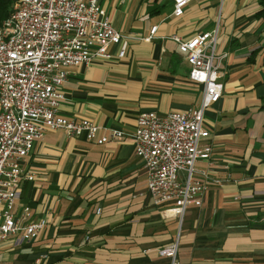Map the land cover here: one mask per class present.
I'll return each instance as SVG.
<instances>
[{"label":"crops","instance_id":"0c3cea01","mask_svg":"<svg viewBox=\"0 0 264 264\" xmlns=\"http://www.w3.org/2000/svg\"><path fill=\"white\" fill-rule=\"evenodd\" d=\"M112 24L128 37L125 58L97 57L71 67L59 112L88 118L125 139L98 144L84 135L46 130L22 163L17 215L24 224L46 218L32 243L22 232L0 243V264H171L161 249L180 235L179 264H264V19L260 0H193L182 16L174 0H99ZM158 26L152 40H145ZM218 27L224 62L221 99L205 112L211 160H198L195 176L210 169L212 184L201 206L182 221L162 211L147 194L144 162L135 154L139 114L182 111L200 104L203 85L189 77L174 35L189 38ZM212 165H210V163ZM2 205L0 204V211ZM100 210V211H99Z\"/></svg>","mask_w":264,"mask_h":264},{"label":"built area","instance_id":"2783aa9c","mask_svg":"<svg viewBox=\"0 0 264 264\" xmlns=\"http://www.w3.org/2000/svg\"><path fill=\"white\" fill-rule=\"evenodd\" d=\"M193 0H174L173 15L180 17ZM158 26L145 40H152ZM184 59L190 65L189 77L203 85V96L196 107L160 114L141 112L135 131V154L147 172V194L162 212L183 220L190 205L201 206L207 189L221 180L210 176V169L199 171L198 160H211L214 145L204 126L205 112L218 102L224 91V62L227 52L217 50L218 27L189 38L174 35ZM112 46L123 59L128 37L111 22L99 0H15L11 12L0 22V243L22 232L32 243L48 221L24 224L30 206L16 213V201L24 180L37 175L25 171L22 163L46 130H64L69 138L84 135L98 144L115 143L127 135L121 129L103 128L93 120L71 119L59 112L62 85L71 67L89 65L97 57L112 58ZM213 162L210 163L212 165ZM100 211V210H99ZM180 235L160 253L179 264ZM41 254L34 264H44Z\"/></svg>","mask_w":264,"mask_h":264},{"label":"trees","instance_id":"16d2710c","mask_svg":"<svg viewBox=\"0 0 264 264\" xmlns=\"http://www.w3.org/2000/svg\"><path fill=\"white\" fill-rule=\"evenodd\" d=\"M15 0H0V22L11 12ZM261 8L256 13L258 18L264 19V0H260Z\"/></svg>","mask_w":264,"mask_h":264}]
</instances>
